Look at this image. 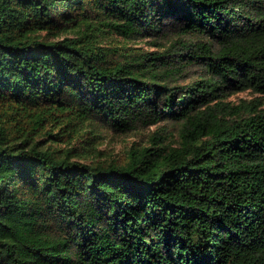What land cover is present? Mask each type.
Returning a JSON list of instances; mask_svg holds the SVG:
<instances>
[{"label": "trees", "instance_id": "obj_1", "mask_svg": "<svg viewBox=\"0 0 264 264\" xmlns=\"http://www.w3.org/2000/svg\"><path fill=\"white\" fill-rule=\"evenodd\" d=\"M0 264H264V0H0Z\"/></svg>", "mask_w": 264, "mask_h": 264}, {"label": "rangeland", "instance_id": "obj_2", "mask_svg": "<svg viewBox=\"0 0 264 264\" xmlns=\"http://www.w3.org/2000/svg\"><path fill=\"white\" fill-rule=\"evenodd\" d=\"M122 40L120 37L116 35H108L107 37V44H116ZM122 44L124 42L120 41ZM125 45V44H123ZM129 46H141L143 48H149L146 42L142 39L140 41H134L127 43ZM257 96H260L258 93H254L250 90L240 91L237 93L232 94L229 97V100L233 102H238L240 99L251 100ZM166 123H159L156 125H152L150 127H145L139 129L137 131L128 133V134H120L115 133L113 131H103L102 134V142L98 144V141L94 142V146L97 150H101L104 154V158L108 159H115L117 161L122 162L124 160L126 151L134 144V142L140 143V145L148 144L150 139L155 133H162L163 128H167V132L169 133L170 139H173V134L175 136V128L174 127H167ZM165 131V130H164ZM172 133V136L170 134ZM68 145H66L67 147ZM97 154V152L95 153ZM94 154V157L96 155Z\"/></svg>", "mask_w": 264, "mask_h": 264}]
</instances>
